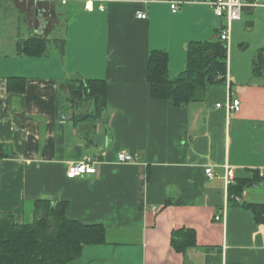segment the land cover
I'll return each instance as SVG.
<instances>
[{
  "label": "crops",
  "instance_id": "0c3cea01",
  "mask_svg": "<svg viewBox=\"0 0 264 264\" xmlns=\"http://www.w3.org/2000/svg\"><path fill=\"white\" fill-rule=\"evenodd\" d=\"M86 1L0 0V213L30 223L48 198L68 201L72 219L104 224L106 242L86 246L77 264H264V222L243 206L264 201V73L253 71L264 0H248L234 23L227 81L183 107L152 96L149 54L166 50L174 78L189 43L215 39L224 20L192 0L176 12L168 0ZM34 35L65 39V53L18 54ZM73 77L106 80L105 110L72 118ZM230 99L239 111L226 110ZM121 151L137 162H118ZM86 155L99 157L97 172L68 178ZM227 166L233 182L250 180L239 199H228ZM186 227L197 243L178 251L172 235Z\"/></svg>",
  "mask_w": 264,
  "mask_h": 264
},
{
  "label": "trees",
  "instance_id": "16d2710c",
  "mask_svg": "<svg viewBox=\"0 0 264 264\" xmlns=\"http://www.w3.org/2000/svg\"><path fill=\"white\" fill-rule=\"evenodd\" d=\"M54 43L65 53L66 40L34 35L20 39L18 54L40 56L47 54ZM169 55L166 50H152L148 57V80L152 96L170 99L174 106L183 107L206 96V87L224 83L228 75V46L220 37L191 41L187 50V65L176 77L168 73ZM255 74L264 73V48L253 60ZM19 77H11L10 79ZM69 102L76 114L74 119L99 114L107 107V82L100 79H67ZM86 105L94 106L90 112L81 111ZM84 113L83 118L78 115ZM81 122V121H80ZM1 149V146H0ZM1 155V153H0ZM250 184L249 179L238 178L229 185L228 199L240 198ZM250 209L258 223L264 222V201L243 204ZM68 201L41 198L35 202L34 221L19 223L11 213H0V264H77L83 250L89 245L106 242L104 224H83L67 215ZM193 228L175 230L172 245L178 251L195 246Z\"/></svg>",
  "mask_w": 264,
  "mask_h": 264
},
{
  "label": "built area",
  "instance_id": "2783aa9c",
  "mask_svg": "<svg viewBox=\"0 0 264 264\" xmlns=\"http://www.w3.org/2000/svg\"><path fill=\"white\" fill-rule=\"evenodd\" d=\"M171 3L172 11L176 12L179 9V6L184 2L183 0H168ZM195 2H204L209 5L214 13L224 20V23L220 29L221 39L228 45L230 44L231 35L234 23L242 18L243 9L248 5V0H192ZM261 0H252L251 6L257 7L261 6ZM94 6L93 0H87L85 3V8L92 9ZM100 8H103L102 6ZM137 17L141 19H146L147 14L145 12H137ZM240 100L239 99H230L225 108L227 111L240 110ZM218 107H221L222 104L218 103ZM100 159L98 156L86 155L82 159L75 162L68 170V178H78L86 174H94L97 172L95 164L99 162ZM117 161L120 163H136V155L131 152L121 151L117 154ZM206 174L209 177H214V171L211 166L206 168ZM225 185L226 193L229 195L228 189L229 185L233 183V174L231 169L227 166L225 174ZM239 199V198H238ZM224 217V213H218L216 219L219 220Z\"/></svg>",
  "mask_w": 264,
  "mask_h": 264
},
{
  "label": "rangeland",
  "instance_id": "374dc122",
  "mask_svg": "<svg viewBox=\"0 0 264 264\" xmlns=\"http://www.w3.org/2000/svg\"><path fill=\"white\" fill-rule=\"evenodd\" d=\"M238 46V45H237ZM49 48H50V50H52L53 52H57V50H58V48H57V46L54 44V43H51L50 44V46H49ZM59 51V50H58ZM237 51H239L240 53L242 52V51H244V46H238L237 48H235L234 49V55H235V53L237 52ZM231 56V54H230V50H229V53H228V63H230V57Z\"/></svg>",
  "mask_w": 264,
  "mask_h": 264
}]
</instances>
